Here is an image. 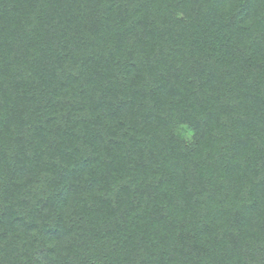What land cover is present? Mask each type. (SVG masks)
Segmentation results:
<instances>
[{"label": "trees", "instance_id": "1", "mask_svg": "<svg viewBox=\"0 0 264 264\" xmlns=\"http://www.w3.org/2000/svg\"><path fill=\"white\" fill-rule=\"evenodd\" d=\"M0 264H264V0H0Z\"/></svg>", "mask_w": 264, "mask_h": 264}, {"label": "rangeland", "instance_id": "2", "mask_svg": "<svg viewBox=\"0 0 264 264\" xmlns=\"http://www.w3.org/2000/svg\"><path fill=\"white\" fill-rule=\"evenodd\" d=\"M180 133L181 135L184 137V139L188 142L191 138V131L190 129L186 128V127H182V129H180Z\"/></svg>", "mask_w": 264, "mask_h": 264}]
</instances>
